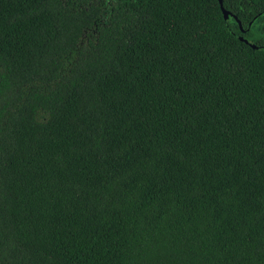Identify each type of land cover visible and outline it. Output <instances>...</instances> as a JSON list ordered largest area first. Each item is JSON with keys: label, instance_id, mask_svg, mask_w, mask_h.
Returning <instances> with one entry per match:
<instances>
[{"label": "trees", "instance_id": "obj_1", "mask_svg": "<svg viewBox=\"0 0 264 264\" xmlns=\"http://www.w3.org/2000/svg\"><path fill=\"white\" fill-rule=\"evenodd\" d=\"M0 0V264H264V0Z\"/></svg>", "mask_w": 264, "mask_h": 264}, {"label": "water", "instance_id": "obj_2", "mask_svg": "<svg viewBox=\"0 0 264 264\" xmlns=\"http://www.w3.org/2000/svg\"><path fill=\"white\" fill-rule=\"evenodd\" d=\"M218 2L220 4V8H221L224 19H227L230 16V13L223 8L221 0H218ZM239 40L244 42L248 46H250L252 49H256V50H263L264 49V46H256L250 40H248L246 38L239 37Z\"/></svg>", "mask_w": 264, "mask_h": 264}]
</instances>
